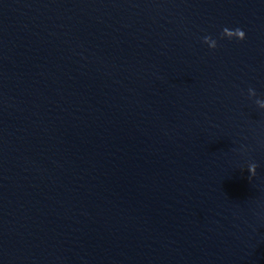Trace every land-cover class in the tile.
Wrapping results in <instances>:
<instances>
[{
	"label": "water",
	"instance_id": "water-1",
	"mask_svg": "<svg viewBox=\"0 0 264 264\" xmlns=\"http://www.w3.org/2000/svg\"><path fill=\"white\" fill-rule=\"evenodd\" d=\"M0 264H264V0H0Z\"/></svg>",
	"mask_w": 264,
	"mask_h": 264
},
{
	"label": "clouds",
	"instance_id": "clouds-1",
	"mask_svg": "<svg viewBox=\"0 0 264 264\" xmlns=\"http://www.w3.org/2000/svg\"><path fill=\"white\" fill-rule=\"evenodd\" d=\"M225 29V28H224ZM223 29V30H224ZM229 29V28H228ZM231 30V36L230 37H226L228 38L229 40H238V41H243L246 39V33L245 31H243L242 29L240 28H236L234 30L230 29ZM221 38H225L224 35H223V32H222V37Z\"/></svg>",
	"mask_w": 264,
	"mask_h": 264
}]
</instances>
